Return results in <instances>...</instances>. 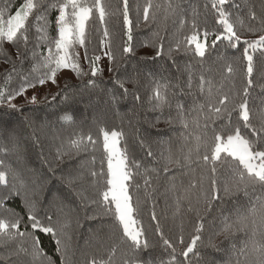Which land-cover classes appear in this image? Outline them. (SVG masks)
I'll list each match as a JSON object with an SVG mask.
<instances>
[{
    "label": "snow or ice",
    "instance_id": "1",
    "mask_svg": "<svg viewBox=\"0 0 264 264\" xmlns=\"http://www.w3.org/2000/svg\"><path fill=\"white\" fill-rule=\"evenodd\" d=\"M153 8L157 11L162 9L165 20L178 18L180 28L189 25L191 34L178 39L175 50L183 49L186 55L190 53L198 57L197 64L201 69L211 55L210 49H215L219 41H226V47L240 49L241 58L246 62L245 86L242 90H235L230 83H225L234 71V61L225 60L228 76H222L220 82H214L203 70L197 73L193 70L195 66L185 65L188 78L184 88L188 89V95L193 96V103L186 110L178 100L173 104L176 93L169 89L177 88V85L152 81L149 98L152 109L174 107L175 116L165 122L178 124L184 129L179 147L166 149V155L160 153L163 163L159 168H149L141 160L130 158L127 147L120 146L123 132L100 129L104 157L99 170L95 167V156H92L69 165L62 177L70 192L79 196L81 201L96 206L91 218L108 215L115 225L109 242L103 244L96 254H89L83 264H119L118 252L124 256L123 264H190L189 254L201 257L197 248L206 230L204 213L211 212L213 205L220 207L226 199L237 198L241 194L249 198L247 207L237 210L234 215L221 213L218 222L209 226V246L215 248L211 241L216 235H225L227 239L243 232L245 241L237 250L238 257L243 259L237 258L235 264H264V86L258 94L253 90V73L258 62L256 53L264 58V0H245L244 3L240 0H211L212 23L220 29L216 33L210 32L207 27L201 29L200 12L195 7L191 8L189 20L185 19L188 12L178 2L166 0L163 4L154 5L152 0H146L142 13L144 21L149 20ZM53 12L56 13L55 36L49 34L53 24L49 17ZM94 14L104 38L100 43L108 47L110 33L107 18L112 12L107 0H22L14 13L11 0L0 6V53L5 56V63L11 65L0 82V107L6 104L8 110L22 111L12 101L25 97L29 89L43 88L47 83L60 88L57 74L62 70H70L83 79L85 73L77 48L85 49V58L92 65L90 75L96 77L100 71L97 67L100 56L89 57L86 48L89 21L93 20ZM122 17L127 29V44L123 52L131 54L133 21L129 15V0H122ZM242 31L257 38L244 39ZM210 35L213 36L211 44L208 42ZM5 43L14 47L19 64L4 51ZM42 49H46V54ZM162 52L161 43L157 55ZM104 54L109 55L108 52ZM110 59L115 60V57L110 56ZM109 70L118 71V68ZM207 71L210 73L211 68ZM14 80L17 86L11 87ZM126 82L115 81L122 91L119 95L113 93L111 102L119 103L128 95L140 100L135 92L129 93ZM97 86L94 79L82 85L84 88ZM77 87L65 82L57 95L63 94L64 99H68L67 93ZM184 88H180L181 93ZM25 99L28 103H37L35 94ZM255 100L259 103H254ZM233 113H236L235 119ZM65 119L70 120L71 117L66 116ZM59 135L58 160L63 161L65 157L72 160L95 149L96 140L90 133L77 129L66 137L63 133ZM5 139L12 149L0 145V264H54L42 246L41 234L53 240L61 256V264H74L67 205L63 200L43 202L40 199L38 189L41 185L34 178L26 179L7 161L6 157L18 145L12 136ZM139 142L142 147L145 145V140ZM146 156L156 162L150 146L146 148ZM142 168L143 185H133ZM197 169L201 170L199 175L194 174ZM169 172L172 179L166 198L172 200L174 213H191L195 217L194 234L180 253L183 261H177L175 243L165 236L159 223L156 224V231L170 258L165 261L156 257V246L150 244L145 235L130 192L133 186L137 190L143 187L152 199L154 209L157 201L153 180ZM185 175L186 182L178 179ZM99 177L104 178V187L97 191L98 198L87 196L89 189L98 188ZM17 199L21 201L23 215L11 206ZM151 218L157 219L155 211ZM176 243L184 244L182 234L177 237ZM122 245L126 252H123Z\"/></svg>",
    "mask_w": 264,
    "mask_h": 264
},
{
    "label": "trees",
    "instance_id": "2",
    "mask_svg": "<svg viewBox=\"0 0 264 264\" xmlns=\"http://www.w3.org/2000/svg\"><path fill=\"white\" fill-rule=\"evenodd\" d=\"M7 0H0V6ZM22 0H11V10L14 13ZM112 14L107 18V27L110 33V43L105 47L100 42L103 38L101 25L96 21L95 14L93 20L89 21L86 48L89 57L100 56L97 67L100 69L96 77L90 75L91 63L85 58V49L77 48L80 52V65L85 73L83 79L77 77L73 72H59L58 82L60 88L64 83L77 85L67 93L68 99L51 83L45 84L44 91L38 86L36 89H29L27 92H33L26 95L30 99L34 94L37 97V103H28L25 97L16 104L22 111L13 112L7 109L5 104L0 107V145L7 149H12V145L5 139L8 136L14 137L18 147L11 151L6 157L11 166L20 172L26 179L34 178L41 187L38 189V195L43 202L50 200H63L70 212L71 236L73 241L74 255L72 257L74 264H83L89 254H96L97 250L105 243L109 242V236L115 231V225L110 222V216L100 215L97 218L93 216L95 205H89L86 201L70 192L63 183L62 177L66 174L69 165L76 164L77 160L90 159L95 156V167L100 168V162L104 157L103 140L100 129L117 130L124 133L121 139V147H127L131 157L141 160L149 168H159L163 161L160 159V153L166 149L175 150L179 147L184 129L178 124L169 125L165 121L174 117L176 110L174 107L153 110L149 98L152 95V81H161L177 85V88L169 89L176 93L173 104L178 100L187 110L193 103V96L187 94L188 89L184 88L188 73L185 65L195 66L193 68L197 73L201 70L205 75H210L214 82H220L222 76H228L224 66L225 60L234 61L233 73L228 76L225 83H230L235 90H242L246 82V62L241 58L240 49L226 47V41H219L215 49H210L211 55L201 69L197 64L198 57H193L190 53L185 54L183 49L176 51V41L185 35H190V27L185 24L183 28L179 26V19L172 17L164 19V13L161 9L155 8L149 14V20H143V7L146 0H129V15L133 21L131 54L124 53L123 48L127 44L126 26L122 17V0H107ZM153 4L165 3L166 0H152ZM173 3H180L188 15L185 19L190 20L191 8L195 7L200 12V25L203 30L207 27L210 32L216 33L220 29L212 23L211 0H172ZM244 3L245 0H240ZM205 5L208 7L205 8ZM56 13L53 12L49 19L53 21L49 28V34L56 35L55 19ZM155 16V19H153ZM244 39H255L250 33L241 32ZM213 36L208 37L211 44ZM163 44V52L158 56L159 45ZM243 45H241V48ZM4 51L8 53L12 60L19 64L16 52L12 45L5 43ZM46 54V49H42ZM108 52L109 55L104 53ZM104 56L107 62H104ZM114 56L115 60L110 59ZM257 64L253 73V90L255 94L260 92L261 86H264V58L256 53ZM28 64L26 62L25 67ZM11 67L5 63V56L0 53V82L3 81L6 69ZM112 67L118 68V71H110ZM211 68L209 73L207 70ZM90 79L97 82L95 88H84L83 84ZM117 79L127 81L125 87L129 93L135 92L140 96V100H134L131 95L120 99L119 103L111 102L113 93L119 95L122 91L115 83ZM14 80L11 87H16ZM184 88V92H180ZM250 90V91H253ZM26 92V93H27ZM56 99L53 100L52 97ZM47 97V99H46ZM19 98V97H18ZM199 99V94L197 93ZM238 102V101H237ZM254 103L258 104L259 100ZM252 102H250V107ZM66 116L71 119H65ZM234 119L236 113H233ZM81 130L84 133H90L96 140L94 151L82 153L81 156L63 161L57 159V146L60 139V133L66 137L73 130ZM145 140L142 147L140 140ZM151 150L156 156V162L146 156V148ZM106 170V163L104 164ZM175 169H173L174 171ZM200 169L196 170L195 175L200 174ZM143 168L135 176L133 185H143ZM171 172L160 174L154 178L156 206L153 209L152 199L147 196L143 187L137 190L134 186L130 188L133 195V201L137 208L138 219L145 230V235L150 244L155 245V254L157 258H163L168 261V252L164 251L162 242L156 231V224L159 223L160 229L165 233L176 246L177 261H183L180 253L190 243L191 236L194 234L195 217L191 213H174L173 202L166 198L167 189L171 182ZM179 180L187 181V176L178 177ZM104 178H98V188L89 189L87 196L97 197V191L103 189ZM194 199V197H193ZM248 197L242 194L237 198L226 199L225 203L217 207L213 205L211 212H205L206 230L202 236V242H198L197 250L201 257L189 254L190 264H235L238 257L237 250L241 248L245 241V234L237 232L226 239L225 235H216L211 243L215 248L209 246L208 237L211 229L210 225L218 222L221 213L234 215L237 210L247 207ZM14 207L21 215L23 209L21 201L17 199L12 202ZM156 213V220L151 218L152 212ZM182 226V232H181ZM183 235L184 244L176 243L177 237ZM42 246L46 254L51 257L54 264H61V256L56 251L53 240L41 234ZM123 252L127 250L121 246ZM219 249V250H216ZM170 251V250H168ZM119 264H123L124 256L122 252L117 253ZM187 264V262H185Z\"/></svg>",
    "mask_w": 264,
    "mask_h": 264
},
{
    "label": "rangeland",
    "instance_id": "3",
    "mask_svg": "<svg viewBox=\"0 0 264 264\" xmlns=\"http://www.w3.org/2000/svg\"><path fill=\"white\" fill-rule=\"evenodd\" d=\"M104 62H107V57L106 56H104V60H103ZM63 72H68V73H71V71L70 70H62ZM44 89L45 88H40V90L41 91H44ZM26 95H31V94H33V92H27V93H25ZM20 100H22V97H19V98H17L16 100H15V103H18V102H20Z\"/></svg>",
    "mask_w": 264,
    "mask_h": 264
}]
</instances>
